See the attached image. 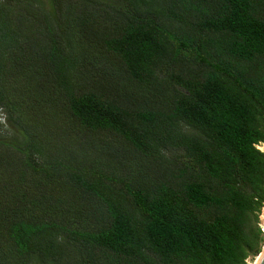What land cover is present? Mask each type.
<instances>
[{
    "label": "trees",
    "instance_id": "trees-1",
    "mask_svg": "<svg viewBox=\"0 0 264 264\" xmlns=\"http://www.w3.org/2000/svg\"><path fill=\"white\" fill-rule=\"evenodd\" d=\"M0 112V264L262 253L264 0H0Z\"/></svg>",
    "mask_w": 264,
    "mask_h": 264
},
{
    "label": "rangeland",
    "instance_id": "rangeland-1",
    "mask_svg": "<svg viewBox=\"0 0 264 264\" xmlns=\"http://www.w3.org/2000/svg\"><path fill=\"white\" fill-rule=\"evenodd\" d=\"M6 117L2 114V112H0V126H3L4 129H6ZM186 131V128L184 129ZM260 148H263V146H260ZM261 150V149H260ZM259 227L261 228V231L263 232V236H264V208L262 209L261 215H260V223H259ZM258 257H251L248 261L247 264H256Z\"/></svg>",
    "mask_w": 264,
    "mask_h": 264
},
{
    "label": "water",
    "instance_id": "water-1",
    "mask_svg": "<svg viewBox=\"0 0 264 264\" xmlns=\"http://www.w3.org/2000/svg\"><path fill=\"white\" fill-rule=\"evenodd\" d=\"M257 264H264V247H263L262 253L260 254L258 258Z\"/></svg>",
    "mask_w": 264,
    "mask_h": 264
},
{
    "label": "bare ground",
    "instance_id": "bare-ground-1",
    "mask_svg": "<svg viewBox=\"0 0 264 264\" xmlns=\"http://www.w3.org/2000/svg\"><path fill=\"white\" fill-rule=\"evenodd\" d=\"M261 149V151H263L264 152V146H263V148H260ZM258 261V260H257ZM256 264H257V262H256Z\"/></svg>",
    "mask_w": 264,
    "mask_h": 264
}]
</instances>
